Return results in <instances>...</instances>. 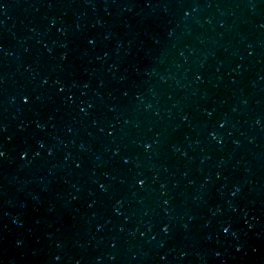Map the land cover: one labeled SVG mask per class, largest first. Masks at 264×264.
<instances>
[{"label": "water", "instance_id": "95a60500", "mask_svg": "<svg viewBox=\"0 0 264 264\" xmlns=\"http://www.w3.org/2000/svg\"><path fill=\"white\" fill-rule=\"evenodd\" d=\"M0 264H264V0H0Z\"/></svg>", "mask_w": 264, "mask_h": 264}]
</instances>
